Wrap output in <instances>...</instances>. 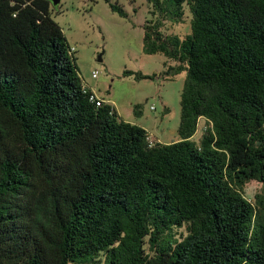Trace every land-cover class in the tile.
<instances>
[{
	"label": "trees",
	"instance_id": "16d2710c",
	"mask_svg": "<svg viewBox=\"0 0 264 264\" xmlns=\"http://www.w3.org/2000/svg\"><path fill=\"white\" fill-rule=\"evenodd\" d=\"M148 1L144 53L187 72L170 144L90 101L50 0H0V264H264V0Z\"/></svg>",
	"mask_w": 264,
	"mask_h": 264
},
{
	"label": "rangeland",
	"instance_id": "374dc122",
	"mask_svg": "<svg viewBox=\"0 0 264 264\" xmlns=\"http://www.w3.org/2000/svg\"><path fill=\"white\" fill-rule=\"evenodd\" d=\"M110 3L122 8L127 16L112 11ZM148 0H62L53 7L52 19L62 28L85 87L116 109L121 120L138 125L148 133L151 143L170 144L180 140L181 93L187 72L166 77L174 62L163 54L146 55L143 51L144 26L159 19ZM184 18L176 23L163 21L166 35L186 38L191 33L192 14L184 6ZM101 57V61L99 60ZM93 71L98 77H92ZM130 71L154 79H137ZM208 127L199 120L193 141L199 144ZM262 184L251 182L245 198L254 203ZM176 238L188 234L186 226L174 229ZM149 252V246L146 245Z\"/></svg>",
	"mask_w": 264,
	"mask_h": 264
},
{
	"label": "built area",
	"instance_id": "2783aa9c",
	"mask_svg": "<svg viewBox=\"0 0 264 264\" xmlns=\"http://www.w3.org/2000/svg\"><path fill=\"white\" fill-rule=\"evenodd\" d=\"M71 52L74 53V49L71 48ZM92 77L96 79L98 77V72L93 71ZM84 93L89 94V99L91 102H95L97 106H102L107 104L103 99L99 98L95 93L91 92L87 87L84 88ZM115 111L114 107L111 105V112ZM150 140V139H149Z\"/></svg>",
	"mask_w": 264,
	"mask_h": 264
},
{
	"label": "water",
	"instance_id": "95a60500",
	"mask_svg": "<svg viewBox=\"0 0 264 264\" xmlns=\"http://www.w3.org/2000/svg\"><path fill=\"white\" fill-rule=\"evenodd\" d=\"M50 1L52 3L53 7H59L62 0H50ZM99 60L100 61L102 60L101 57H99Z\"/></svg>",
	"mask_w": 264,
	"mask_h": 264
},
{
	"label": "crops",
	"instance_id": "0c3cea01",
	"mask_svg": "<svg viewBox=\"0 0 264 264\" xmlns=\"http://www.w3.org/2000/svg\"><path fill=\"white\" fill-rule=\"evenodd\" d=\"M88 89L91 91V92H93V93H95L92 89H90L89 87H88ZM99 97V96H98ZM100 98V97H99ZM115 112H116V109H115ZM117 113V112H116Z\"/></svg>",
	"mask_w": 264,
	"mask_h": 264
}]
</instances>
